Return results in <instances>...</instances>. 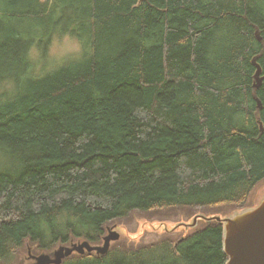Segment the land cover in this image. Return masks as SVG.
<instances>
[{
    "label": "trees",
    "instance_id": "16d2710c",
    "mask_svg": "<svg viewBox=\"0 0 264 264\" xmlns=\"http://www.w3.org/2000/svg\"><path fill=\"white\" fill-rule=\"evenodd\" d=\"M0 17L46 27L0 37V150L15 164L0 171V264L25 263L28 247L102 245L109 227L154 212L187 222L255 205L264 0H0ZM66 19L56 38L81 50L38 71L48 50L35 60L31 47ZM223 229L200 220L63 264H227Z\"/></svg>",
    "mask_w": 264,
    "mask_h": 264
},
{
    "label": "water",
    "instance_id": "95a60500",
    "mask_svg": "<svg viewBox=\"0 0 264 264\" xmlns=\"http://www.w3.org/2000/svg\"><path fill=\"white\" fill-rule=\"evenodd\" d=\"M261 40L260 37H258ZM255 60V59H254ZM257 68L254 84L255 88H260L263 84L262 68ZM259 109H263L262 102L258 99ZM263 129V128H262ZM200 220L206 222L216 221L223 224V249L228 257L227 264H264V199L255 207L238 211L227 217H206L197 215L188 228H196ZM117 227L108 228V234L103 239L102 245H92L88 241L72 242L69 246H60L50 253L33 255L29 248L27 259L31 264H63L64 260L74 254L85 255L95 253L106 255L113 243L121 239ZM174 229L168 230L173 233Z\"/></svg>",
    "mask_w": 264,
    "mask_h": 264
},
{
    "label": "rangeland",
    "instance_id": "374dc122",
    "mask_svg": "<svg viewBox=\"0 0 264 264\" xmlns=\"http://www.w3.org/2000/svg\"><path fill=\"white\" fill-rule=\"evenodd\" d=\"M52 25H53V21H52ZM51 28L52 26H50L49 29ZM69 28H70V20L66 19L65 27L61 26L59 30H56L55 27H53V32L51 35L50 42H43L42 44H37L31 47L30 50L32 51L33 59L35 58V60L36 58L43 57L41 56L40 50H46V49L48 50V52L47 51L45 53L42 52L43 54H46V56L38 64L37 67L38 71L42 70L43 68L50 69L54 65L60 64L65 57L74 53H78L81 50L79 42L76 41L75 38L73 37L66 36V37L56 38V36H61V35H56L58 32L64 33V31ZM9 30L21 31L23 33L24 38H28V37L30 38L35 36L40 38L44 36L43 32L46 30V27L40 24H33V23H25L23 25L17 26L14 23L10 24L9 22H7L6 20L0 17V37H4L6 35L5 33ZM2 44H4V42L0 43V46ZM258 65L260 66L259 63ZM0 162L4 163V166L0 168V171L9 170L11 166L15 165L11 157L6 152L1 150H0ZM252 198L253 200L255 198V205L253 207L257 206L264 199V182L258 186L255 192V196ZM253 207H248V208H253ZM182 214H183V210L181 209L154 212L147 215L148 220H144L145 217L143 216H138L137 219L135 218L131 220L129 219L130 222L128 220L124 226L114 225L113 227H117L116 230L121 235V239H120L121 241L125 242V240H127L132 243V246L138 243L147 244V243L160 241L161 239L164 238L165 234L168 233L167 231L171 229H174L173 233L171 234H176L174 235L176 237L178 235L177 233H179L181 229H185L186 232L191 230L190 228H188L187 230L185 226L190 225L196 216L190 219L189 221L185 222V221H180L181 218L185 217ZM113 227H109V228H113ZM28 248H31L32 254L36 255L32 247H28ZM28 252L29 249L27 250L24 249L21 253L23 254L21 258L25 259V263L21 262L23 259L20 260L18 259L15 261L14 264H21V263L26 264L28 260L27 259ZM37 255H39V253Z\"/></svg>",
    "mask_w": 264,
    "mask_h": 264
},
{
    "label": "bare ground",
    "instance_id": "6f19581e",
    "mask_svg": "<svg viewBox=\"0 0 264 264\" xmlns=\"http://www.w3.org/2000/svg\"><path fill=\"white\" fill-rule=\"evenodd\" d=\"M256 60H257V58L253 61L254 66H255V65H258V60H257V62H256ZM255 67H256V66H255ZM255 75H256V74H255ZM255 82H256V81H255ZM262 86H263V84H262ZM262 86H261V87H262ZM261 87H260V88H261ZM254 88H255V87H254ZM260 88H255V89H260ZM257 106H258V105H257ZM258 108H259V107H258ZM115 243H116V242H115ZM113 244H114V243H113Z\"/></svg>",
    "mask_w": 264,
    "mask_h": 264
},
{
    "label": "flooded vegetation",
    "instance_id": "af4514ba",
    "mask_svg": "<svg viewBox=\"0 0 264 264\" xmlns=\"http://www.w3.org/2000/svg\"><path fill=\"white\" fill-rule=\"evenodd\" d=\"M32 263V261H30V260H27V263L26 264H31Z\"/></svg>",
    "mask_w": 264,
    "mask_h": 264
}]
</instances>
